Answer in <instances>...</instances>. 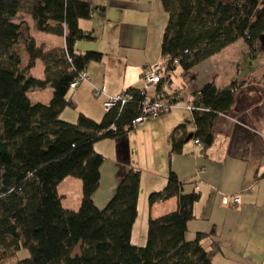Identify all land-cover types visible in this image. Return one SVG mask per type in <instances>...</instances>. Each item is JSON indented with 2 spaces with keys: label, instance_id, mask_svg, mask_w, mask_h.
<instances>
[{
  "label": "trees",
  "instance_id": "trees-1",
  "mask_svg": "<svg viewBox=\"0 0 264 264\" xmlns=\"http://www.w3.org/2000/svg\"><path fill=\"white\" fill-rule=\"evenodd\" d=\"M160 3L167 16L161 62L171 72L177 67L188 72L238 41L253 52L264 35L260 0ZM91 10L89 3L79 0H0V262L25 250L28 257L14 264H212L201 244L205 235L185 241L199 195L184 194L174 173L168 174L162 191L150 194L148 203L175 198L177 207L149 219L143 247L131 243L139 171H125L103 209L93 203L104 161L94 144L135 129L132 121L144 92L127 89L123 94L130 100L104 110L100 122L83 114L73 124L60 119L65 108L74 107L67 99L70 83L89 63L102 58L98 52H74L77 41L94 40L78 27L79 20L91 17ZM18 15L29 16L40 33L63 37L64 47L45 50L31 38L24 40L23 23L12 22ZM22 40L28 54L25 66L18 51ZM37 60L43 64V80L29 76ZM47 87L52 89L48 105L32 104L28 91ZM234 89L235 83L223 89L206 84L192 94L193 139L204 149L213 143L215 119L233 106ZM186 139L185 125L177 126L171 133L170 155L180 154ZM68 177L81 182L77 211L63 208L57 192Z\"/></svg>",
  "mask_w": 264,
  "mask_h": 264
},
{
  "label": "crops",
  "instance_id": "crops-1",
  "mask_svg": "<svg viewBox=\"0 0 264 264\" xmlns=\"http://www.w3.org/2000/svg\"><path fill=\"white\" fill-rule=\"evenodd\" d=\"M79 1L89 3L92 10L89 19L78 21V27L90 33L94 40L77 41L74 52H98L102 58L86 66L88 79L67 94L74 107L65 108L60 119L71 124L79 114L100 122L107 98L129 88L142 89L143 70L162 59L155 52L156 31L160 16L167 17L160 0ZM61 38V46L45 50L63 48L64 38ZM161 40L158 35V43ZM262 44L251 52L245 43L238 41L188 72L180 68V82L174 83L172 77L177 67L168 86V92L175 94L177 102L165 115L121 137L94 144L95 152L104 158L99 169V185L92 197L97 209L107 205L127 169L140 172L137 218L131 233L133 245H145L149 219L175 211V198L148 203L150 194L165 188L167 176L172 172L183 185L184 194L199 195L193 206V219L186 226L185 241H194L197 234L205 235L201 244L211 254L212 264H264ZM231 83H235L233 106L215 119L213 143L204 149L193 139L195 126L191 111L179 103L185 101L190 105L192 94L206 84L223 89ZM99 88H104L103 95L95 96ZM179 125H185L187 139L180 154L170 155L171 133ZM69 179L74 178H65L57 192L62 207L76 211L63 205L67 188L77 186L76 181ZM222 198L229 199V205H223ZM80 199L76 200L75 208H79ZM233 199H239V203L234 205Z\"/></svg>",
  "mask_w": 264,
  "mask_h": 264
},
{
  "label": "rangeland",
  "instance_id": "rangeland-1",
  "mask_svg": "<svg viewBox=\"0 0 264 264\" xmlns=\"http://www.w3.org/2000/svg\"><path fill=\"white\" fill-rule=\"evenodd\" d=\"M261 7H264V0H260L259 8H261ZM160 19L161 20L159 21L157 31H156L157 36H156L155 52H156L157 58L160 57V49H159L160 48V41L158 43V35H160V38L162 39V35H163L164 27L166 25L167 17H165V15H161ZM21 20H23V21H21ZM12 22L13 23L22 22L23 25H22L21 32L24 36L23 37L24 40H28L27 37L33 39L34 43L37 47L42 46L44 49H47L49 47L61 46V43H62L61 37L49 35V34H44V33H40L38 31H36L34 21L30 17H24L22 15H18L16 18H14L12 20ZM24 40H22L20 42L18 51L20 54L21 63H22V65L25 66L28 62V54H27L26 49H25ZM263 42H264V35H262V37L260 38L259 44H262ZM160 61H162V59L161 60L158 59V61L154 64H157ZM181 74H182L181 69L177 68L175 75H173V77H172V81L174 83L176 81H179ZM29 76L34 78V79L43 80V78H44L43 64L40 60H37L35 62V66L33 67V69H31ZM141 83H142V88H144L143 82H141ZM101 95H103V94H101ZM51 96H52V89L51 88H46V89L40 90L38 92H36L35 90H30L27 93V97L32 104L40 103L43 105H48V103L51 100ZM179 104H184L185 107L188 106L185 103V101L180 102ZM165 114H163V115H165ZM69 180L76 181L77 186L71 185L67 188V190L65 191L66 198H65V200H63L64 201L63 205H64V207H72L73 209L78 210V208H75V205L77 207L76 200L79 197H81V183L77 179H69ZM60 192H61V190H60ZM27 257H28V252L25 250H21L20 252L17 253V255L15 257L8 258V259L0 262V264H14L18 259L22 260V259H25Z\"/></svg>",
  "mask_w": 264,
  "mask_h": 264
},
{
  "label": "built area",
  "instance_id": "built-area-1",
  "mask_svg": "<svg viewBox=\"0 0 264 264\" xmlns=\"http://www.w3.org/2000/svg\"><path fill=\"white\" fill-rule=\"evenodd\" d=\"M174 64L176 65L177 62L175 61ZM171 74L172 72L166 67L164 62L149 65L143 70L141 82L144 84V88H142L144 99L139 105L138 116L132 121L134 128L162 116L174 105L175 94L168 92ZM87 79L85 72L79 73L70 83L69 89H75ZM103 92L104 88L96 89L94 95L100 96ZM128 100H130V97L123 93L115 97H109L104 101L103 108L108 111L115 106H124ZM187 109L191 111L192 106L188 105ZM195 144L200 145V142L195 140ZM238 203L239 199H233L234 205ZM222 204L225 206L229 205V199L222 198Z\"/></svg>",
  "mask_w": 264,
  "mask_h": 264
}]
</instances>
